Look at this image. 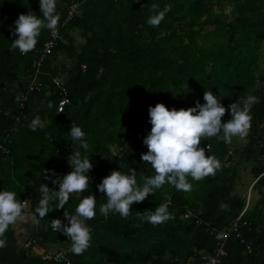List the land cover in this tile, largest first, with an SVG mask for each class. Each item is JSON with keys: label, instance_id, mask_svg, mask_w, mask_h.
I'll return each mask as SVG.
<instances>
[{"label": "trees", "instance_id": "trees-1", "mask_svg": "<svg viewBox=\"0 0 264 264\" xmlns=\"http://www.w3.org/2000/svg\"><path fill=\"white\" fill-rule=\"evenodd\" d=\"M73 1L79 3L78 10L60 29L59 40L40 67L41 89L18 103L16 97L24 93L33 68L31 51L9 50L18 38L12 34L15 21L21 14L32 12L42 18V13L39 0H0V144L8 150L0 161V192L13 191L17 200L30 201L28 213L35 226L27 238L39 243L40 252L49 245L68 244L70 264H201V254L212 253L221 242L219 230L244 206L234 193L235 167L255 159V145L259 155L264 153V78L256 73L264 42V0ZM66 3L56 0V12H62ZM152 4H158L159 10L171 5L158 27L147 23L155 14L150 11ZM224 5L229 7L227 13ZM46 32L41 31L37 45ZM71 32L78 34L81 44L75 45ZM205 91L222 96L226 109L255 98L244 147L236 151L229 142L202 138L199 146L208 147L206 155L221 162L214 176L199 181L189 176L192 190L188 192L165 183L143 202L133 203L127 218L111 211L102 215L100 206L107 200L97 185L112 171L129 174V168L134 169L141 187L155 175L151 165L141 160L148 151L143 140L151 131L149 107L162 103L169 110H187L197 101L205 103ZM63 98L67 102L57 111ZM36 116L44 127L32 131L30 123ZM230 119L229 109L222 122ZM71 125L85 133L87 151L79 141L73 143ZM74 150L90 159L102 156L104 161L87 173L90 183L85 192L70 196L64 209L41 219L35 213L39 185L58 191L52 181L72 170L67 158ZM45 169L55 176L45 179ZM252 176L260 197L242 217L248 226L225 239V256L219 264H264V164L254 167ZM89 195L96 197L95 218L86 221L90 247L76 255L71 241L53 231L51 220L67 224L64 212L75 214ZM160 204L168 205L174 219L153 226L145 216ZM4 238L7 246L0 248V264H62L25 253L14 240L12 226ZM240 239L250 241V246Z\"/></svg>", "mask_w": 264, "mask_h": 264}, {"label": "clouds", "instance_id": "clouds-1", "mask_svg": "<svg viewBox=\"0 0 264 264\" xmlns=\"http://www.w3.org/2000/svg\"><path fill=\"white\" fill-rule=\"evenodd\" d=\"M42 18L34 13L19 15L15 21L13 35L18 37L11 42L10 51L19 50L21 54H27L34 50L38 43V37L43 29L56 31L60 17L56 14V0H39ZM171 5H166L159 10L158 4H152L150 11L155 13L148 20L150 26L158 27L164 20ZM204 104L196 102L195 107L169 110L164 104L158 103L155 107H149L151 131L143 140L147 146V153L141 155L144 163L150 164L155 175L146 178L143 186L137 185L136 171L129 168V174L120 171H112L97 185L99 192L106 194L107 202L100 206V213L107 216L109 212L119 213L122 218L130 214L133 203L143 202L154 189H160L165 183L174 186L178 191H191L190 176L199 181L209 175L214 176L221 168V162L214 156H207L205 149L201 148L202 138H217L229 142L234 137L244 138L251 128V105L255 98L244 99L229 105L231 119L222 122L229 109L221 104L222 96H215L211 91H205ZM20 102V97H16ZM49 102L47 107L52 108ZM23 104H21V108ZM44 123L39 116L32 119L30 129L36 131L43 128ZM222 133V135H221ZM85 133L76 125L70 127V137L73 143L79 141L80 148L88 150L89 145L84 140ZM71 171L53 180V184L59 186V190L50 189L47 184L39 185L40 199L35 213L43 219L48 213L57 209H64L70 195L75 197L88 189L90 179L87 175L93 165L90 158L81 155L79 150H74L68 158ZM45 179H52L54 171L45 169L42 173ZM55 203V208H53ZM96 197L89 195L83 198L75 210V214L64 212L68 221L63 223L60 219L51 220V228L56 233H62L71 241V251L80 255L90 247L91 229L86 221L92 220L96 215ZM30 201L17 200L13 191L0 192V248L7 246L5 233L10 226H14L18 220L24 218L26 211H30ZM145 219L153 226L163 224L174 216L169 212L167 204H160L154 211L147 212ZM37 225L39 221H36Z\"/></svg>", "mask_w": 264, "mask_h": 264}, {"label": "built area", "instance_id": "built-area-1", "mask_svg": "<svg viewBox=\"0 0 264 264\" xmlns=\"http://www.w3.org/2000/svg\"><path fill=\"white\" fill-rule=\"evenodd\" d=\"M67 1L66 4H64V8L62 9V12H56V14L60 17L57 30L56 31H50L47 30L46 32V38L42 42L41 45L35 46L34 50H32V62L31 66L33 68L32 74L28 78L27 85L25 87V91L22 95H20V102L22 103L27 94L32 92H38L41 89V83L38 79V74L40 72V67L43 64V62L51 55L56 42L59 40V31L60 29H63L68 25L70 20L72 19L73 15L76 14L78 10L79 3L74 2L73 0H65ZM83 69V67H81ZM55 85L58 84V81H54ZM67 100L63 98L58 103L57 111L60 110V107L63 104H66ZM19 108L21 109V104L19 105ZM205 152H207L208 147H204ZM8 155V150L5 148V146L0 144V161H2L6 156ZM22 201H27L26 198H24ZM248 210V201L244 202L243 208L239 211L237 216L229 222V224L221 230H219V236L221 238V242L218 244V246L212 251V253L208 256H205L204 254H201L200 258L202 260L201 264H219V261L221 258L225 256V252L222 249L223 243L225 239L228 237L230 233H237L241 228H245L248 226L247 222L242 220V217ZM241 242H244V239H240ZM34 241L32 239L27 238L24 240V242L21 244L20 249H22L25 253H30L32 246L34 245ZM244 244L247 245V247L250 246L249 242H244ZM248 250V248H247ZM37 257L41 261H51L53 263H62V264H70L69 259L67 257V252H42L38 253Z\"/></svg>", "mask_w": 264, "mask_h": 264}, {"label": "rangeland", "instance_id": "rangeland-1", "mask_svg": "<svg viewBox=\"0 0 264 264\" xmlns=\"http://www.w3.org/2000/svg\"><path fill=\"white\" fill-rule=\"evenodd\" d=\"M222 10L224 11V13H227L229 10V7L227 5H224L222 7ZM205 29L211 30L212 27L211 28L205 27L204 30ZM71 35L74 39L75 45H79L82 43V40L78 37V34L76 32H71ZM62 59H63L62 56L60 58H58V62H60ZM256 73L258 75H261L264 78V42H262L260 45L258 60H257V72ZM262 81L264 82V79ZM260 84L261 83H258L257 85H260ZM229 144L238 148V150H236V151H239L246 144V136L244 138L234 137L231 141H229ZM255 146L253 148V150L255 152V154H254L255 159L254 160L250 159L247 162H241L239 165H237L235 167V169H236V180H235L234 193L236 195H238L244 202L248 201V210L252 209L254 203L260 197L256 187L252 186L253 183L255 182V178L252 176V170L254 167H257L259 165V163L264 164V160H263L264 159V153L262 155H259L256 152L258 148ZM249 158H252V156H250ZM103 161H104V158L102 156H96V157H93L92 159H90V163L93 166L95 164L103 162ZM261 191H263V190H261ZM70 196H74V195H70ZM28 219L34 225L35 221L33 219V216H31L28 212L25 213L23 219L17 221V224L19 222H22V223H24V226H28ZM15 225L13 227H15ZM34 226H33L32 230L34 229ZM28 232H29V230L26 231V233H28ZM23 242H21V244ZM39 246H40L39 243L36 242L34 244V246L31 248L30 253L37 256L38 253H42L45 251L46 252H48V251H50V252H57V251L68 252L70 250V246L66 243L49 245L46 250H42L41 252L38 250ZM18 247L20 248L21 245Z\"/></svg>", "mask_w": 264, "mask_h": 264}, {"label": "crops", "instance_id": "crops-1", "mask_svg": "<svg viewBox=\"0 0 264 264\" xmlns=\"http://www.w3.org/2000/svg\"><path fill=\"white\" fill-rule=\"evenodd\" d=\"M26 212H28V211H26ZM34 225H35V223H34ZM34 225L28 219V226H24V223H22V222H19L18 224L16 223L15 227L12 226L13 237H14V240H15L17 246H20L21 242H23L25 239H27V237L29 236L30 232L32 231V228ZM27 230H29L28 233H26ZM42 248H43V246H42ZM47 248L48 247L43 248V250H46Z\"/></svg>", "mask_w": 264, "mask_h": 264}, {"label": "bare ground", "instance_id": "bare-ground-1", "mask_svg": "<svg viewBox=\"0 0 264 264\" xmlns=\"http://www.w3.org/2000/svg\"><path fill=\"white\" fill-rule=\"evenodd\" d=\"M41 45V44H40ZM36 46H38V45H36Z\"/></svg>", "mask_w": 264, "mask_h": 264}]
</instances>
